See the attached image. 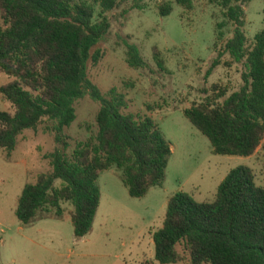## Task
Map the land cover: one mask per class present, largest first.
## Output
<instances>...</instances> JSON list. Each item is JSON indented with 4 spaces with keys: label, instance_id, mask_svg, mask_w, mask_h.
I'll return each mask as SVG.
<instances>
[{
    "label": "trees",
    "instance_id": "16d2710c",
    "mask_svg": "<svg viewBox=\"0 0 264 264\" xmlns=\"http://www.w3.org/2000/svg\"><path fill=\"white\" fill-rule=\"evenodd\" d=\"M250 1L215 0L232 31L205 73L208 77L227 55L226 66L242 65L240 88L226 97V90L213 85L210 95L182 111L214 156L248 158L264 137V28L248 44L242 29ZM122 2L0 0V75L10 79L0 96L11 109L0 112V152L10 156L18 138L40 125L56 146L43 156L48 171L26 184L18 197L14 216L22 226L37 217L47 219L39 214L49 211L60 219L61 204H68L73 236L84 238L99 205L96 181L110 169L119 172L131 199L163 184L171 150L157 125L146 116L125 114L120 94L111 89L103 97L87 79L88 64L95 66L102 58L96 47L109 32L107 15ZM174 2L192 8V0ZM157 11L163 18L172 8L161 5ZM123 45L126 65L145 68L138 49ZM152 57L164 71L155 48ZM85 97L98 105L95 134L75 143L67 155L64 130L75 120L74 104ZM151 238L154 256L148 264H179L178 245L189 264H264V188L254 184L249 168L238 167L220 182L212 202L197 203L177 192L167 200L162 227Z\"/></svg>",
    "mask_w": 264,
    "mask_h": 264
},
{
    "label": "rangeland",
    "instance_id": "374dc122",
    "mask_svg": "<svg viewBox=\"0 0 264 264\" xmlns=\"http://www.w3.org/2000/svg\"><path fill=\"white\" fill-rule=\"evenodd\" d=\"M167 4L171 13L159 17L157 8ZM134 5L140 9H132ZM262 10V0H251L244 8L242 31L248 44L264 28ZM107 18L109 32L96 47L102 58L95 66L88 64L87 79L103 97L111 89L120 94L125 114L146 116L157 125L171 149L163 184L141 199H131L119 172L110 169L96 181L99 205L84 238L73 236L68 204H61L60 219L49 211L39 214L47 219L37 217L22 226L14 216L18 197L26 184L48 171L43 156L56 147L45 125L25 131L10 156L0 152V264H148L154 256L150 234L162 227L166 196L182 192L194 202H212L220 182L238 167L249 168L254 184L264 188V159L212 155L207 139L182 116L183 110L210 95L213 85L226 90V97L241 86L242 65L226 66L227 55H221V65L205 77L232 31L215 0H192L189 11L174 0H123ZM125 42L138 49L145 68L126 65ZM152 48L159 52L164 71L157 69ZM9 81L0 75V87ZM10 111L0 96V112ZM74 111V122L64 130L67 155L75 143L95 134L98 105L85 97L74 104ZM176 251L179 264H189L183 246Z\"/></svg>",
    "mask_w": 264,
    "mask_h": 264
},
{
    "label": "crops",
    "instance_id": "0c3cea01",
    "mask_svg": "<svg viewBox=\"0 0 264 264\" xmlns=\"http://www.w3.org/2000/svg\"><path fill=\"white\" fill-rule=\"evenodd\" d=\"M170 150H171V149H170ZM250 158H255V159L262 158V159H264V137H263V140H262V142L260 143L259 147L256 149L255 153H254L252 156H250V157H248V158H246V159H250ZM170 197H171V196H168V197L166 196V197L164 198V201L162 202L161 205H165V206H166L167 200H168ZM150 235H152V234H150Z\"/></svg>",
    "mask_w": 264,
    "mask_h": 264
}]
</instances>
